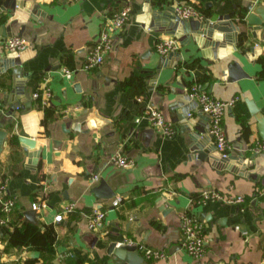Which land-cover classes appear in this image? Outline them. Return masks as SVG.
Masks as SVG:
<instances>
[{
    "label": "crops",
    "instance_id": "crops-1",
    "mask_svg": "<svg viewBox=\"0 0 264 264\" xmlns=\"http://www.w3.org/2000/svg\"><path fill=\"white\" fill-rule=\"evenodd\" d=\"M33 1L43 15H37L39 20L28 19L21 34L31 49L21 71L26 77V99L31 103L17 108L15 122L6 121L1 126L8 135L0 150V184L5 183L6 192L16 197L10 222L54 223L57 234L53 264H126L107 251L109 242L125 239L167 252L166 258L148 260L138 250L144 258L141 264H264V151L252 148L264 138L245 101L252 99L264 115L260 62L264 52L252 61L240 55V66L248 75L229 81L228 59L211 57L207 61L193 40L178 39V70L170 66L158 70L161 54L156 50V41L171 33L151 26L143 12L146 3L165 9L176 3L193 2L212 19L249 4L253 8L247 15H260L264 0ZM124 4L131 7L130 19L113 34L104 61L94 69H78L69 78L63 76L60 68L78 66L105 17ZM20 27L21 23H13L12 35ZM4 39L0 27V55L10 52L4 48ZM132 75L147 81L140 94L142 102L160 108L169 120L167 103L173 94L165 92L170 87L186 91L195 82L219 99L238 95L226 109L223 123L232 144L230 154L248 159L244 172L225 168L218 171L190 157L188 131L177 121L173 122V135L157 131L142 114V103L123 86V80ZM5 80L6 75L0 72V100L8 108L11 102L4 100ZM45 83L51 87L50 103L62 110L49 122L48 134L42 133L36 123L43 111L32 96ZM188 103L194 124L207 130L205 115L193 102ZM242 121L248 125V132L242 131ZM149 129L153 131L146 133ZM27 130L36 131L35 147L27 148L20 142L17 156L12 155L13 148L7 143L9 135H30ZM213 144L211 137L208 145ZM32 149H40L37 163L27 155ZM116 151L130 156L133 165L122 168L113 163L110 156ZM94 173L99 175L96 180L92 178ZM101 178L115 196L100 197L94 193L93 187ZM40 188H45L41 202L34 196ZM205 189L243 195V209L238 203L219 200L194 202L193 198ZM116 197L120 201L113 205ZM34 201L39 202V207L35 208L33 222L26 211L34 209ZM71 201L75 209L55 222V214ZM94 207L105 211L104 225L89 229L86 214ZM185 211L204 225L207 240L202 257L191 256L181 246L180 215ZM10 222L0 225V264H41L44 253L40 249L16 246L5 238ZM33 250L38 254L33 255Z\"/></svg>",
    "mask_w": 264,
    "mask_h": 264
},
{
    "label": "water",
    "instance_id": "water-1",
    "mask_svg": "<svg viewBox=\"0 0 264 264\" xmlns=\"http://www.w3.org/2000/svg\"><path fill=\"white\" fill-rule=\"evenodd\" d=\"M253 5L247 6L244 27L241 28L237 22L238 18L233 17L232 13H220L215 19L205 15L204 18H191L178 20L174 16V5L167 6L165 9L160 6H153L146 3L143 9L145 16L149 18L151 26L163 28L166 32L174 34L179 40H193L201 52V56L209 61L211 57L215 60L228 59L227 73L228 80L232 81L241 76L248 74L240 66V55L247 60L252 61L264 52V7L260 15H247ZM37 15H43L39 7L33 0H3L0 4V27L3 30V36L6 38L11 36L10 31L13 23H21L18 30L19 35L23 33V29L28 19L39 20ZM31 49L24 51H10L0 55V72L6 75L5 101L11 102L5 113H0V150L5 145L8 132L1 128L3 123L15 122V112L17 108L23 109L30 105L31 100L26 99L27 95L24 91L25 75H21L22 64L30 55ZM238 53V54H237ZM232 55V56H231ZM181 61L178 50L171 51L168 55H160L157 63V69L160 70L164 66L175 67L176 71L179 67L176 65ZM179 66V65H178ZM176 75V72H175ZM151 84L154 79L150 81ZM186 91H175L173 88L166 89L165 93L173 94V98L167 103L170 110V119L172 122H179L188 131L190 137L189 149L190 157L197 158L200 162H206L210 167L217 169H229L244 172L248 159L242 156L229 154L222 156L216 150L215 145H208L211 135L208 131L194 124V118L190 114L189 101L197 105L196 101L189 97L188 87ZM21 99L24 101L22 104ZM248 105L250 115L255 119L260 135L264 138V115L260 109L254 104L252 99L245 98ZM201 111V110H200ZM202 112V111H201ZM203 113V112H202ZM207 118V115L203 113ZM24 116V113L22 114ZM40 125V119L36 120ZM152 132L149 129L146 133ZM30 135L19 134V141L27 148H34L36 145V131H28ZM29 160L37 163L40 155V149H32L27 152ZM93 191L100 197H113L115 191L108 183L101 178L94 185ZM30 221H36V210L29 209L26 211ZM172 250V249H171ZM170 250V251H171ZM107 251L112 252L116 257L126 264H141L144 260L143 256L137 249V244L130 243L127 239L118 241L112 240L108 243ZM33 255H37L38 251L33 250Z\"/></svg>",
    "mask_w": 264,
    "mask_h": 264
},
{
    "label": "built area",
    "instance_id": "built-area-1",
    "mask_svg": "<svg viewBox=\"0 0 264 264\" xmlns=\"http://www.w3.org/2000/svg\"><path fill=\"white\" fill-rule=\"evenodd\" d=\"M131 7L129 4H124L114 10L109 16L105 17L101 28L96 35L94 41L89 45L81 63L75 67H68L66 65L60 68L63 76L69 78L74 71L78 69L90 70L99 66L105 58L106 53L112 46L113 34L123 28V26L130 19ZM174 16L176 19H191V18H204L205 15L198 9L193 2L176 3L174 4ZM4 48L7 51H23L29 45L28 40L19 34L8 36L3 41ZM156 50L161 55H168L171 51L179 48V40L173 35H165L156 41ZM189 97L194 99L199 109L207 115V131L212 136L216 150L222 156H228L232 150V144L228 139L223 117L226 109L231 106L239 97L235 95L230 99H219L212 96L198 83H191L188 87ZM41 96L42 103H48L52 91L51 87L46 83L41 88L33 92L34 98ZM136 100L142 103V114L145 115L153 125V127L165 136H171L175 133L176 128L173 122L164 116L162 110L154 105L144 104L142 95H138ZM7 108L0 100V113H5ZM191 114V113H190ZM255 151H264V139L257 140L253 147ZM110 160L116 165L127 168L133 165V159L124 154L123 152L116 151L110 156ZM93 179H98L99 175L94 173ZM39 193H44L45 188H40ZM207 200H219L226 203H238L242 205L243 209L244 197L241 194H231L229 192H221L215 189L202 190L199 195L193 198L196 203H205ZM120 201L119 197L112 200V204L116 205ZM16 206V197L6 192L5 183L0 184V225L6 224L9 221V216ZM33 208L39 207V202L32 203ZM75 209L73 201L67 202L62 207L61 211L55 214L54 221L62 220L65 213H69ZM87 226L89 229H97L104 225L105 211L101 208H92L86 214ZM180 229L182 232L181 246L183 249L195 258L202 257L206 249V235L204 233V225L196 216L185 211L180 215ZM130 243L137 244V249L141 250L144 257L148 260L166 258L167 252L164 249H158L146 246L143 243ZM63 254H59L62 256Z\"/></svg>",
    "mask_w": 264,
    "mask_h": 264
},
{
    "label": "trees",
    "instance_id": "trees-1",
    "mask_svg": "<svg viewBox=\"0 0 264 264\" xmlns=\"http://www.w3.org/2000/svg\"><path fill=\"white\" fill-rule=\"evenodd\" d=\"M156 2H166L169 0H155ZM194 5L199 8L195 3ZM247 7L238 6L234 11H232V16L238 18L237 22L242 26H245V16L247 13ZM204 15L206 12L202 10ZM262 63L261 74H264V57L260 58ZM180 65V63H178ZM145 79L142 76L132 75L125 80H123V86L125 90L130 93V95L135 96V98L142 94L144 87L146 85ZM36 99V104L38 108L42 109L43 115L40 119V130L44 134L49 133L48 124L51 120L56 118L58 115L62 114V110L58 109L55 105L48 103H42L41 96L39 95ZM242 131L248 132V125L245 121L241 122ZM7 143L13 148L12 155L17 156L20 150V141L16 133H11L8 137ZM5 176V175H4ZM35 199L40 202L45 197L44 193H35ZM1 214V210H0ZM10 220L8 221V223ZM11 228L6 231L5 238L13 245L16 246H28L40 249L44 253V259L41 264H53L52 259L54 258L56 251L54 249V243L56 241V225L54 223H29L25 221H13L10 222Z\"/></svg>",
    "mask_w": 264,
    "mask_h": 264
}]
</instances>
